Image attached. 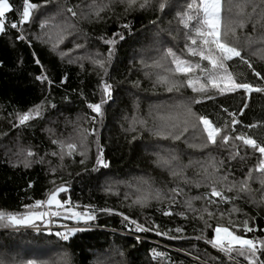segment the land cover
Listing matches in <instances>:
<instances>
[{
	"label": "trees",
	"instance_id": "16d2710c",
	"mask_svg": "<svg viewBox=\"0 0 264 264\" xmlns=\"http://www.w3.org/2000/svg\"><path fill=\"white\" fill-rule=\"evenodd\" d=\"M31 2L37 8L32 10L30 21L20 26L21 32L11 28L10 24L18 21L23 0H9L12 10L6 14L5 31L0 33V211H28L25 205L45 200L50 191L64 185L67 191L59 193V198L68 200L79 210H84L85 205L92 206L89 211H95L97 218L91 227L76 232L68 241L60 240L54 234L57 230L36 232L31 227H22L21 230H2L6 228L0 227V262L236 264V261H229L206 244L204 239H197L201 234L210 239L211 227L205 228L191 214L187 219L176 214L183 210L185 199L200 195L206 189L197 188L191 183L185 184L178 177L170 178L167 170L157 167L154 161L157 155L166 158L176 156L177 159L172 161L173 166L189 165L183 169V175L195 180L204 174L201 165L207 166L212 158V162L220 166L221 174L231 173L229 181L238 183L243 180L248 168L257 163L259 154L251 153L241 146L240 141L234 140L228 146L217 144L200 147L204 142L202 126L194 117L186 125L183 117L178 116L182 108L177 106L189 103L193 98L200 99V103L190 105L198 116H205L218 126L229 121L226 132L231 136L249 135L264 143V92H252L245 96L243 90L220 94L209 88L205 93H193L187 87L167 91L154 81L157 76L150 73V68L155 66V59H159L154 51L164 54L163 49L170 47L177 55L187 59L185 30L178 23L176 14L187 10L189 0H169L164 13L156 10V0L146 10L128 12L117 0L112 5V11L101 13L103 18L99 21L86 20L80 16L91 0ZM255 2L259 3V0ZM67 7L77 12L76 18L66 11ZM246 11H251V7ZM234 14L235 9L232 12ZM42 21H47L43 29L40 27ZM65 21L74 27L67 28ZM192 23L195 24V21ZM123 24H129L130 28H123ZM65 28L64 39L54 50L52 45L57 33ZM115 33L124 38L120 39ZM21 34L25 40L16 39ZM236 35L239 37L237 47L241 49V56L251 62L252 68L249 69L240 58H234L227 62L228 71L234 73L241 82L264 87V79L253 74L257 72L264 77V40H261L264 26L258 25L253 33L252 24L248 23L242 30L237 29ZM249 36H253L252 43L247 42ZM101 37L116 41L111 62H107L108 45ZM61 53L64 55L61 56ZM89 57L104 59L107 74L95 67ZM144 69L148 70V74L143 72ZM42 72L52 81L51 84L48 80L43 83L36 80ZM101 77L112 86V97L110 102L102 105L103 115L95 116L86 105L101 102ZM61 79H64L63 84L60 83ZM38 104H41L39 117L27 125L13 127L17 112L27 111ZM228 112L235 114L239 121L237 125H230ZM93 116L95 122L90 118ZM138 121H144L143 126ZM248 125L256 127L248 128ZM80 128L95 132L88 138V157L84 164L80 163L79 155L66 156L63 162L58 156L50 155L59 150L52 143L53 139L71 140L79 144L77 132ZM157 130L162 131L164 136L155 135ZM174 135H181L184 139L180 137L177 141L167 137ZM97 143L104 149V159L109 167L93 171ZM231 144L240 147L239 155L229 161L230 152L237 150ZM29 150L34 153L33 157L27 156ZM246 152L249 154L245 155ZM26 159L31 161L27 168L23 163ZM177 184L184 192L176 197L174 204L167 199H152L148 206L141 208L130 206L125 201L142 195L149 186L162 189L167 195V190ZM250 187L259 189L260 185L250 181ZM109 188L114 194L105 191ZM225 195L233 196L236 192H226ZM250 195L258 197L259 193ZM248 201L249 195L241 194L240 199L231 204H222L220 208L227 214L234 205L240 211L233 214L231 219L236 223L247 219L250 226L258 229L247 233V237L264 238V231H259L264 229V205L256 206ZM193 205L199 208L201 201H193ZM166 208L173 214L163 215ZM100 209L113 211L109 214ZM123 216L151 230L136 232L135 225L123 220ZM227 220L226 216L219 222L227 224ZM210 223L215 226L217 221L213 219ZM176 228L182 231L178 233ZM156 231L166 235L157 236ZM123 232L155 238L163 245L137 239ZM238 234L244 235L242 229ZM153 250L163 255L153 256ZM258 255L264 261V252ZM236 260L240 264H247L242 257Z\"/></svg>",
	"mask_w": 264,
	"mask_h": 264
},
{
	"label": "snow or ice",
	"instance_id": "6c2138e0",
	"mask_svg": "<svg viewBox=\"0 0 264 264\" xmlns=\"http://www.w3.org/2000/svg\"><path fill=\"white\" fill-rule=\"evenodd\" d=\"M117 2V0H91V3L85 6V10L80 13L81 18L86 20H96L99 21L103 17L101 13L105 11H112V5ZM154 0H118V3L123 6L125 12L130 10H146L152 6ZM169 0H156L155 7L160 13H164L165 9L168 7ZM264 0H259L256 3L255 0H189L187 3V10L182 12H177L178 23L185 30L184 35L187 40L185 44V49L187 55L193 58H198V60H187L177 55L172 48H164L163 52L165 54V59H170L171 66L166 69L170 74L169 76L157 74L156 82L162 83L166 86L167 91H172L174 88L179 90V88L184 85L191 89L193 93H205L209 88L215 89L220 94L236 92L237 90H243L244 95L247 96L252 92H264V87H254L252 84L247 82L239 81L235 74L228 71L227 62L233 60L234 58H240L242 63L247 65L249 69L252 68L251 62L244 59L241 56V49L237 47L239 42V37L236 35L237 29H243L246 24L251 23L253 27V33L256 32L258 25L264 26ZM79 7V5L77 6ZM248 7H251V11H246ZM37 8V5L32 3L31 0H23V10L19 14L18 21H14L10 24V27L17 29L22 32L23 26L30 21L32 10ZM260 9L259 12L257 9ZM233 9H235V14L232 15ZM12 10L9 0H0V33H3L6 28V14ZM66 11L71 14L73 18L77 17V12L72 7H67ZM195 21V24L192 22ZM67 28L74 27L72 24H67ZM150 23H156L155 21H150ZM47 21H42L40 24L41 29L45 28ZM59 27V26H57ZM123 28H130L129 24H123ZM67 28L60 29L57 33V39L53 42V49L58 47L59 43L64 39V33ZM229 34H231V40L228 39ZM114 35H119L120 39H123V35L115 33ZM17 40H25L24 35H18ZM103 42L108 45V56L107 62H111L113 54V46L116 44L114 39H105L101 37ZM52 37L49 36V42H51ZM264 40V36L261 37ZM248 43L253 42V36L248 37ZM79 47V46H78ZM64 54L61 53V56ZM99 55V54H97ZM264 58V57H262ZM91 63L98 67L102 72L107 74V68L105 67L106 61L104 59H97L95 57H89ZM207 62L208 67H204L201 62ZM39 63V61H36ZM156 67H160L158 62H154ZM197 70L199 75H196ZM259 79H264L259 73L253 72ZM182 76L184 79L178 81L174 77ZM37 81L43 83L48 78L43 75H38L36 77ZM51 84L52 81L48 80ZM61 84L64 83V79H61ZM100 89L102 90V99L100 103H87V108L91 110L95 116H102V105L107 102V100L112 97V86L108 84L103 77H101ZM210 98V97H209ZM65 99H67L65 97ZM200 99H191L189 103L178 105L177 107L182 108V111L178 113V116L183 117V122L187 125L189 119L195 118L198 121L199 126H202V136L204 142L200 147H207L209 145L215 146L217 144L228 146L231 141H240L241 146L250 150L251 153H258L257 163L253 167H249L247 173L245 174L243 180L239 181H229L228 176L230 172L221 174L219 171V165L212 162V158L209 159L207 166L201 165L203 168V176L199 179L190 180L188 177L183 175V169L189 165H184L183 167L173 166L172 161L176 160V156H171L169 158L161 157L157 155V159L154 164L163 169L167 170L170 178L179 177L180 180L185 183H191L195 187H204L206 191L197 196H191L184 200L183 210L177 215H180L187 219L189 215H192L194 220H199L205 228H212L211 238H207L201 234L197 239H204L206 244H209L213 249L222 253L226 256L229 261H236V264H240L236 260L237 257H242L243 260L247 261V264H264L261 261L258 253L264 252V238H248L247 233L258 231L255 227L250 226L247 219L236 223L231 219V216L236 212L240 211L234 205L228 209L226 214L221 210L220 205L231 204L232 201L240 199L241 194L249 195V203L261 206L264 205V143L258 142L256 139L249 135L236 134L234 137L230 133L226 132L229 127V121H225L223 125H215L209 118L205 116H198L193 112L191 108V103H200ZM43 104V102H41ZM41 104L35 105L33 108L28 109L24 112H17L15 114V123L13 127H19L22 125H27V123L36 117L41 115ZM247 106V102H245ZM55 107V105H51ZM243 112V109L240 110ZM95 116L90 117L93 122H95ZM228 116L231 117L230 125H237L236 116L232 112H228ZM141 126H143L144 121H138ZM174 126V125H173ZM130 129H132V124H130ZM197 127V125H193ZM248 128H254L256 125H248ZM187 130V128H185ZM231 131H235L234 128ZM157 136H164V133L160 130L154 133ZM80 138L79 144L75 141H64L53 139L52 143L57 146L58 151H53L50 153L52 156H58L61 162L64 161L65 157H72L73 155L81 156L80 163L84 164L88 157V138L89 136L95 135L94 131H90L86 128H80L77 132ZM135 139V137H133ZM172 139H179L178 135L172 136ZM232 148H236L235 152H230L229 161L234 159L239 155V147L235 144H231ZM97 155L95 157V164L93 165V171L99 168H108L109 163L104 159V149L96 144ZM249 153L246 152L245 155ZM28 157H33L34 153L32 151H27ZM40 162V161H37ZM24 167H29L31 161L24 160ZM223 162H221L222 164ZM191 164V161H190ZM211 168V171H209ZM55 172V168L52 169ZM250 181H255L260 185L259 189H252L250 187ZM145 183H147L145 181ZM31 187V184H29ZM111 189H105V191H110ZM67 188L64 185L56 187L54 190L47 194L46 200H36L33 204L25 205L28 211L23 213H12L0 211V227H11L18 229L21 227H36V221H41L47 226L51 217H58L61 215L60 211H34L35 209L42 208H53L62 209L65 213L64 218L70 219L76 223L88 224L90 221H94L97 217L95 211H89L92 206L85 205L84 210L77 211L68 200H61L58 198L59 193L66 192ZM139 191V189H138ZM168 194L165 195L162 189H152L150 186L143 190L142 195L137 196L135 200L132 201L133 205H138L144 208L149 205L150 200L155 199L157 201H163L167 199L173 204L176 202V197L181 196L184 189L177 184L169 188ZM226 192H236V195L227 196ZM259 193L258 197L250 195L251 193ZM201 201V206L196 208L193 205V201ZM213 206H215L213 208ZM99 211L112 213V209H100ZM173 213L167 210L163 211V215L169 216ZM116 215H122L121 213H116ZM205 216L207 219H205ZM228 217L227 224H222L219 221ZM215 219L217 223L212 226L210 221ZM123 220L128 221L129 224L135 225L136 232H148L151 229L145 228L143 225L138 224L135 220H131L128 216H123ZM64 232L57 231L54 234L63 241H68L71 236L76 232L84 231L85 229L79 227L67 228ZM243 231L244 235L238 234ZM176 232H181V228H176ZM203 230H201L202 232ZM259 231H264V229H259ZM157 236L166 235V233H161L156 231ZM138 239V238H137ZM122 254V253H121ZM153 256H161L162 253L155 252L153 250ZM2 264V262H0ZM25 264H35L33 260H27Z\"/></svg>",
	"mask_w": 264,
	"mask_h": 264
},
{
	"label": "rangeland",
	"instance_id": "374dc122",
	"mask_svg": "<svg viewBox=\"0 0 264 264\" xmlns=\"http://www.w3.org/2000/svg\"><path fill=\"white\" fill-rule=\"evenodd\" d=\"M229 40H231V34H229V37H228ZM153 52V49L151 50ZM155 54L159 55V59L156 58L154 62H158L160 64V67H152L150 68L152 71L150 72L154 77L157 76V74L159 75H164V76H169L170 74L166 71L167 68H169L171 66V63H170V59H165V54H158L157 52L154 51ZM156 55V56H157ZM187 60H198V58H193V57H190V56H187ZM202 65H206L207 66V62L204 61V62H201ZM144 73L148 74V70L147 69H144L143 71ZM149 73V76L152 77ZM196 75H199V72L197 70V73ZM175 79H177L178 81H182L183 80V77L182 76H178V77H174ZM156 82V80H154ZM40 82V81H39ZM41 83V82H40ZM160 86H162V88L166 89V86L162 83H159ZM183 87H187V86H183ZM167 90V89H166ZM173 90H177V89H173ZM110 102V99L107 100V103ZM180 113V112H179ZM152 125V124H150ZM158 125H162V123H158ZM169 138L172 139L171 136H167ZM181 137V139L183 140L184 137H182L181 135L179 136V138ZM178 141V139H176ZM179 178V177H178ZM143 184V182H142ZM111 189V188H110ZM108 193H113L114 192L112 191V189L110 191H107ZM136 194V193H134ZM132 194V195H134ZM140 195V194H138ZM59 198V196H58ZM137 198V196H134V197H130L129 199L131 200H128V199H125V201L130 205V206H138V205H133L132 204V201L135 200ZM47 199V197H46ZM45 199V200H46ZM60 199V198H59ZM139 207V206H138ZM77 211H83V210H79V209H76ZM34 211H60L61 212V215L58 216V217H51L50 220H49V223L47 224V226H45L44 223H42L41 221H36V227H31V229L33 231H36V232H40V231H60V232H64L66 230L65 226H67V228H73V227H79V228H89L92 226V223L93 221H90L88 224H83V223H76L70 219H65L64 216H65V213L62 209H56L55 207L49 209V208H42V209H35ZM40 225V226H39ZM22 228V227H21ZM21 228H18V229H14V228H6V229H2V230H21ZM23 229V228H22ZM123 234H126V235H131V236H134L136 238H139V239H144V240H148L150 242H157V243H160L158 242L155 238H146V237H142V236H139V235H135V234H132V233H125L123 232Z\"/></svg>",
	"mask_w": 264,
	"mask_h": 264
},
{
	"label": "built area",
	"instance_id": "2783aa9c",
	"mask_svg": "<svg viewBox=\"0 0 264 264\" xmlns=\"http://www.w3.org/2000/svg\"><path fill=\"white\" fill-rule=\"evenodd\" d=\"M159 244H161V243H159ZM161 245H163V244H161Z\"/></svg>",
	"mask_w": 264,
	"mask_h": 264
}]
</instances>
